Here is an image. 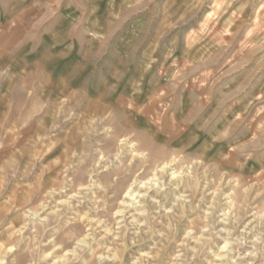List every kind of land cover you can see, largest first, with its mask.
Instances as JSON below:
<instances>
[{"label": "clouds", "instance_id": "obj_1", "mask_svg": "<svg viewBox=\"0 0 264 264\" xmlns=\"http://www.w3.org/2000/svg\"><path fill=\"white\" fill-rule=\"evenodd\" d=\"M175 2L0 0V264H264V0L221 64Z\"/></svg>", "mask_w": 264, "mask_h": 264}, {"label": "rangeland", "instance_id": "obj_2", "mask_svg": "<svg viewBox=\"0 0 264 264\" xmlns=\"http://www.w3.org/2000/svg\"><path fill=\"white\" fill-rule=\"evenodd\" d=\"M214 4L218 7L214 8ZM175 9H179L177 18L191 17L186 26L191 29V32H185V44L191 49L190 54L202 59H212L216 64H221L225 58L223 52L227 46L225 41L228 37L227 35L216 36V33L222 28L231 32V27H226L225 22L232 9L224 10L223 0H176L173 5V10ZM205 17H207V26L201 29L200 26L205 23ZM175 22V19L169 21L170 24ZM153 42V38L148 41L149 44ZM170 48L171 41L168 37H161L154 51L151 52L152 58L159 60L162 56L169 55ZM59 156V148L48 150L37 145L32 157L35 171L29 183L40 189L50 188L61 171Z\"/></svg>", "mask_w": 264, "mask_h": 264}]
</instances>
